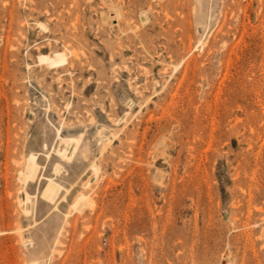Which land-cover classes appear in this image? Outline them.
I'll return each instance as SVG.
<instances>
[{
    "label": "rangeland",
    "instance_id": "rangeland-1",
    "mask_svg": "<svg viewBox=\"0 0 264 264\" xmlns=\"http://www.w3.org/2000/svg\"><path fill=\"white\" fill-rule=\"evenodd\" d=\"M33 261L264 264V0H0V264Z\"/></svg>",
    "mask_w": 264,
    "mask_h": 264
},
{
    "label": "bare ground",
    "instance_id": "bare-ground-1",
    "mask_svg": "<svg viewBox=\"0 0 264 264\" xmlns=\"http://www.w3.org/2000/svg\"><path fill=\"white\" fill-rule=\"evenodd\" d=\"M65 52H63V51H55V52H53L52 53V56H50V57H48V56H44V55H42V56H40V59L41 60H47L48 61V63H50V64H53V63H57V62H60V61H64L65 60ZM68 139H70V140H74V147H73V150H72V148H71V152H73L74 151V149H76V147L78 146V144H79V140H80V136H77V137H75V138H73L72 137V139L71 138H64V137H62V138H60V140H65V141H68L69 142V140ZM73 143V142H72ZM67 145V144H66ZM70 146H71V144H70ZM73 146V145H72ZM103 146V145H102ZM70 148V147H69ZM56 152H58V153H60L61 154V156H63L65 159L66 158H69L70 157V155H69V151H68V149H66V147L64 146V148L63 149H61L60 147H57V151ZM61 159H62V157H61ZM69 160V159H68ZM25 161V160H24ZM26 163L24 164L25 166V170H23L24 172V178H30V177H32L33 176V174H34V172H35V170H36V168H37V162H36V160H35V154L34 153H29V155H28V157H27V160L25 161ZM92 164V163H91ZM59 167V166H58ZM56 168V167H55ZM95 168V167H94ZM57 170V169H56ZM57 172H59V171H57ZM23 178V179H24ZM31 179V178H30ZM26 180V179H25ZM24 180V181H25ZM58 187H61V186H59V184L55 181V180H53L52 178H48V181H47V183H46V185H45V187H44V189H43V191H42V195H44L47 199H52L54 196H55V194L57 193V191H58ZM30 196V195H29ZM25 199V198H24ZM26 199H27V194H26ZM32 199V198H31ZM28 200V199H27ZM88 200V196L87 195H85L84 193H79L78 194V196L76 197V199H75V202H74V206L75 207H78V206H81L82 204H86V203H84L85 201H87ZM89 201V200H88ZM51 202H52V200H51ZM57 203V202H56ZM28 207V206H27ZM23 211V210H22ZM34 262V261H33ZM34 264H37L36 262H34Z\"/></svg>",
    "mask_w": 264,
    "mask_h": 264
}]
</instances>
